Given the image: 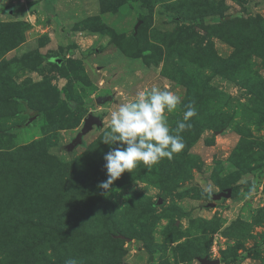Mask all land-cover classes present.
Here are the masks:
<instances>
[{
	"label": "rangeland",
	"instance_id": "1",
	"mask_svg": "<svg viewBox=\"0 0 264 264\" xmlns=\"http://www.w3.org/2000/svg\"><path fill=\"white\" fill-rule=\"evenodd\" d=\"M151 87L171 129L196 109L185 147L104 195L110 114ZM198 257L264 264V0H0V264Z\"/></svg>",
	"mask_w": 264,
	"mask_h": 264
},
{
	"label": "clouds",
	"instance_id": "2",
	"mask_svg": "<svg viewBox=\"0 0 264 264\" xmlns=\"http://www.w3.org/2000/svg\"><path fill=\"white\" fill-rule=\"evenodd\" d=\"M180 104L181 96L176 92L151 87L111 112L101 140L114 145L103 157L107 179L98 186L104 195L112 192L113 182L122 173L131 172L139 163L150 169L164 158L171 160L184 149L181 133L191 128L189 121L197 112L191 103L185 105L182 119L171 129L166 114L174 112ZM65 264H78V261L68 259Z\"/></svg>",
	"mask_w": 264,
	"mask_h": 264
},
{
	"label": "water",
	"instance_id": "3",
	"mask_svg": "<svg viewBox=\"0 0 264 264\" xmlns=\"http://www.w3.org/2000/svg\"><path fill=\"white\" fill-rule=\"evenodd\" d=\"M114 100L113 94L103 95V96H97L95 98V103L102 105L106 102H110ZM102 125V119L100 116L95 115L91 112H88L86 116L83 119V124L80 130L76 133V135L71 139L69 143H67L64 148L66 151H72L74 148H76L78 145L82 143V138L85 134H87L93 126L99 127ZM232 193L231 188H226L224 191L218 192L214 195H212V198L217 200L221 197H229ZM197 260L200 264H217L219 263V259H209L208 257H198Z\"/></svg>",
	"mask_w": 264,
	"mask_h": 264
},
{
	"label": "trees",
	"instance_id": "4",
	"mask_svg": "<svg viewBox=\"0 0 264 264\" xmlns=\"http://www.w3.org/2000/svg\"><path fill=\"white\" fill-rule=\"evenodd\" d=\"M224 19H225V17H224ZM77 110H78V112H79L80 114H85V109H84V107H83L82 104H78V105H77ZM237 189H238V187H233V188H232V191L235 192V191H237ZM248 253H249V252H248ZM246 254H247V253H246ZM244 256H245V255L241 256V258L243 259ZM245 257H246V256H245Z\"/></svg>",
	"mask_w": 264,
	"mask_h": 264
}]
</instances>
